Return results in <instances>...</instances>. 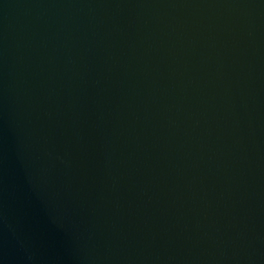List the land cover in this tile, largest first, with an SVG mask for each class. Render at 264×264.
I'll return each mask as SVG.
<instances>
[{
    "label": "water",
    "instance_id": "95a60500",
    "mask_svg": "<svg viewBox=\"0 0 264 264\" xmlns=\"http://www.w3.org/2000/svg\"><path fill=\"white\" fill-rule=\"evenodd\" d=\"M0 264H264V0H0Z\"/></svg>",
    "mask_w": 264,
    "mask_h": 264
}]
</instances>
